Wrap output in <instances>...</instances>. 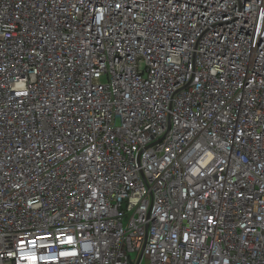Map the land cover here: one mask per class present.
<instances>
[{"label": "built area", "instance_id": "1", "mask_svg": "<svg viewBox=\"0 0 264 264\" xmlns=\"http://www.w3.org/2000/svg\"><path fill=\"white\" fill-rule=\"evenodd\" d=\"M0 264H264V0H0Z\"/></svg>", "mask_w": 264, "mask_h": 264}]
</instances>
